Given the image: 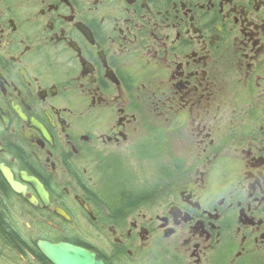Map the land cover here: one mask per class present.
<instances>
[{
	"label": "flooded vegetation",
	"instance_id": "1",
	"mask_svg": "<svg viewBox=\"0 0 264 264\" xmlns=\"http://www.w3.org/2000/svg\"><path fill=\"white\" fill-rule=\"evenodd\" d=\"M264 264V0H0V264Z\"/></svg>",
	"mask_w": 264,
	"mask_h": 264
},
{
	"label": "water",
	"instance_id": "2",
	"mask_svg": "<svg viewBox=\"0 0 264 264\" xmlns=\"http://www.w3.org/2000/svg\"><path fill=\"white\" fill-rule=\"evenodd\" d=\"M41 248L53 264H103L93 253L68 243H43Z\"/></svg>",
	"mask_w": 264,
	"mask_h": 264
}]
</instances>
